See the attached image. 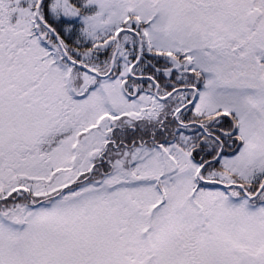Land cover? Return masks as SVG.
<instances>
[{
  "label": "snow or ice",
  "instance_id": "snow-or-ice-1",
  "mask_svg": "<svg viewBox=\"0 0 264 264\" xmlns=\"http://www.w3.org/2000/svg\"><path fill=\"white\" fill-rule=\"evenodd\" d=\"M0 264H264V0H0Z\"/></svg>",
  "mask_w": 264,
  "mask_h": 264
}]
</instances>
